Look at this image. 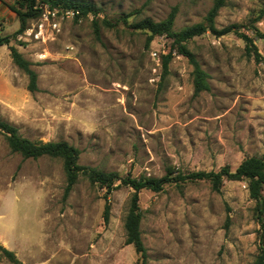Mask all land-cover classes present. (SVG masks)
<instances>
[{"label":"rangeland","instance_id":"374dc122","mask_svg":"<svg viewBox=\"0 0 264 264\" xmlns=\"http://www.w3.org/2000/svg\"><path fill=\"white\" fill-rule=\"evenodd\" d=\"M16 1L0 0L3 35L19 29ZM62 1L92 10L63 21L46 43L25 31L10 42L37 73L38 92L28 90L8 45L0 47V121L34 142L65 141L80 150V165L122 178H159L169 166L183 173L234 170L245 158L264 156V39L254 32L264 33V0H226L215 19L218 30L237 25L252 37L258 61L233 32L207 31L185 42L208 74L209 90L198 95L182 55L172 58L165 77L162 69L154 75L151 52L165 35L148 45L150 33L138 25L163 21L173 8L175 33L208 25L214 0ZM65 186L61 159H24L0 131V245L21 264H136L124 228L133 189L107 193L81 174L63 200ZM139 205L148 264H254L260 254L256 201L246 181L224 180L221 193L204 180L168 184L158 193L143 190Z\"/></svg>","mask_w":264,"mask_h":264},{"label":"trees","instance_id":"16d2710c","mask_svg":"<svg viewBox=\"0 0 264 264\" xmlns=\"http://www.w3.org/2000/svg\"><path fill=\"white\" fill-rule=\"evenodd\" d=\"M39 2L50 3L52 6L60 5L65 9H77L80 10L82 16L88 15L92 10L91 5L88 3H74L62 0L16 1V4L20 7V10H16L19 20V29L11 36L0 33V47L8 45L13 63L27 74L29 79L27 88L32 93L39 91L37 73L31 68L30 61L25 59L14 46H11L10 42L12 37H16L26 30L30 21L33 22L39 17L40 10L36 8ZM225 3L226 0H214L213 6L206 17L208 25L196 24L182 33H175L173 31L177 8H173L167 18L163 21L154 22L151 19H145L138 25L139 28L147 30L150 33V36L147 39L148 45H150L155 37L161 35L168 37L171 42L169 52L162 55V77H165L168 73L169 63L173 58L171 52L175 49L178 55L186 57L193 67L192 75L195 95L209 90L208 74L202 69L195 55L185 46L187 40L200 36L207 31H210L216 36L233 32L245 41L247 56H251V54L254 53L257 61L261 58L258 49L254 44L253 38L241 33L237 25H231L222 30L216 29L215 19L221 8L225 6ZM94 26L95 33L98 36L99 27L96 22H94ZM254 32L256 37L264 39V33L259 29H254ZM0 131L5 135L11 152L20 154L24 159H37L43 156H48L50 158H59L63 161V169L66 176L63 200H66L69 197L81 174L87 176L92 184H98L101 187H105L107 193L116 190L120 186H127L133 189L134 192L130 199V206L125 218L124 228L126 231V245H133L138 255V262L136 264H148V252L144 245L141 231L142 211L139 205L140 193L143 190L158 193L163 191L168 184L181 186L187 182L204 180L211 184L214 191L221 193L224 180L246 181L248 183L250 196L256 201L257 219L260 225V254L254 264H264V156L245 158L234 170L229 166H224L219 171H193L183 173L177 168L169 166L166 169V173L159 178L148 177L145 175L133 177L130 174L122 178L115 172L106 173L96 168L80 165L78 163L80 150L65 141L34 142L22 137L16 126L4 121H0ZM116 181H120V185L115 186ZM110 214L111 204L106 199L103 213L105 224L109 223ZM229 222L230 217L228 216L226 227H228ZM2 258H6L14 264H21L13 251L0 245V259Z\"/></svg>","mask_w":264,"mask_h":264},{"label":"built area","instance_id":"2783aa9c","mask_svg":"<svg viewBox=\"0 0 264 264\" xmlns=\"http://www.w3.org/2000/svg\"><path fill=\"white\" fill-rule=\"evenodd\" d=\"M40 10L39 17L26 28L25 35L33 40L46 43L54 39L61 31V23L69 20H80L83 16L80 10L65 9L58 6H52L50 3L39 2L36 6ZM170 40L162 36L157 42V48L152 49L151 58L155 63L152 67L154 75L157 77L162 69V55L169 52ZM173 57H178L177 51L172 50ZM157 79H153L156 81Z\"/></svg>","mask_w":264,"mask_h":264}]
</instances>
